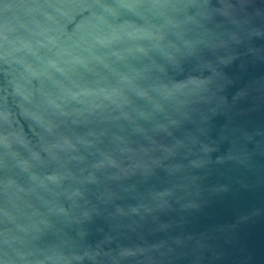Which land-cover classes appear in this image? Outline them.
<instances>
[{"label": "water", "instance_id": "water-1", "mask_svg": "<svg viewBox=\"0 0 264 264\" xmlns=\"http://www.w3.org/2000/svg\"><path fill=\"white\" fill-rule=\"evenodd\" d=\"M260 26L264 0H0V264L224 238L218 264H264Z\"/></svg>", "mask_w": 264, "mask_h": 264}, {"label": "clouds", "instance_id": "clouds-1", "mask_svg": "<svg viewBox=\"0 0 264 264\" xmlns=\"http://www.w3.org/2000/svg\"><path fill=\"white\" fill-rule=\"evenodd\" d=\"M261 14H262L261 12L259 14H257V12L254 14L248 13L250 19H254L255 15H261ZM245 23H246L247 29L251 30L252 25L247 24L246 21H245ZM260 27L264 28V26H260ZM241 34L246 36L247 31H244ZM176 54H177V56L181 55L179 50H176ZM261 61L264 62V56L261 57ZM168 71H170V72L174 71V69L171 67V64H169V66H168ZM160 72H161V74H163V69H161ZM154 95H155V93H154ZM152 103L165 104V103H167V101L165 100V98L163 96L156 95V99L153 100ZM262 106H264V105H262ZM234 115H236L239 119H242L243 117H245L244 115H242L239 112L234 113ZM228 243H230V240L227 238L221 239L219 242L213 241L212 247L207 249L205 251L204 255L201 257V264H218V262L225 259V257L227 256L225 246Z\"/></svg>", "mask_w": 264, "mask_h": 264}]
</instances>
